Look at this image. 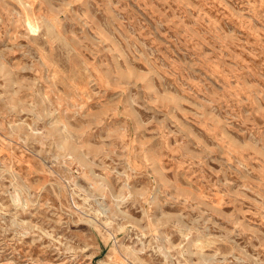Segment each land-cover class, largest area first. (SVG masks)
I'll return each mask as SVG.
<instances>
[{
  "label": "rangeland",
  "instance_id": "1",
  "mask_svg": "<svg viewBox=\"0 0 264 264\" xmlns=\"http://www.w3.org/2000/svg\"><path fill=\"white\" fill-rule=\"evenodd\" d=\"M0 264H264V0H0Z\"/></svg>",
  "mask_w": 264,
  "mask_h": 264
},
{
  "label": "bare ground",
  "instance_id": "2",
  "mask_svg": "<svg viewBox=\"0 0 264 264\" xmlns=\"http://www.w3.org/2000/svg\"><path fill=\"white\" fill-rule=\"evenodd\" d=\"M67 146V145H66ZM67 147H69V146H67ZM71 147H73V146H71Z\"/></svg>",
  "mask_w": 264,
  "mask_h": 264
}]
</instances>
